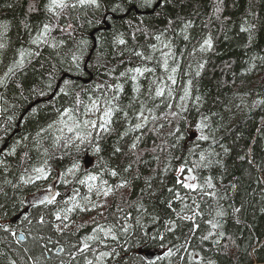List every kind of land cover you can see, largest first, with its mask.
I'll use <instances>...</instances> for the list:
<instances>
[{
  "label": "trees",
  "instance_id": "16d2710c",
  "mask_svg": "<svg viewBox=\"0 0 264 264\" xmlns=\"http://www.w3.org/2000/svg\"><path fill=\"white\" fill-rule=\"evenodd\" d=\"M115 2L116 0H104V5L99 11L67 10L59 18V25L65 31L54 30L51 33L58 45L60 41L64 43L56 50L42 45L39 49L41 55L34 57L22 71H18L9 81L7 89L0 88V94H3L6 101V103L0 101V107L7 109L6 112L0 113V127L9 128L7 135L0 131V137H3L0 148L7 150L15 141L21 140V137H29L17 147L16 155L0 154V161H3L0 163V264H9L10 260H15L16 264H32L28 257L40 256L42 246L45 244L52 251L47 254V259L42 264H61V261L68 264L70 253L76 251L73 245L80 246L82 239L90 235L98 224L105 227L110 224L117 225L119 235V242L109 239L107 248L93 244L98 250H115L120 253L119 256L107 258L105 264H137L136 258L142 255L141 251L154 250L157 255L162 254L164 248L160 247L159 239L148 240L146 243L140 240L142 230L136 225L135 217H141L144 230H150L152 235H156L157 231L165 234L163 242L165 247L184 244L191 225L178 222L179 227L175 232L166 234L163 221L170 213L161 201L169 198L170 193L166 189L173 186L174 177L177 175L175 169L180 161L173 157L187 156L186 149L191 147V144L184 141L175 149L166 145L164 152L159 150L153 152L155 145L161 144L164 140L171 144L172 140L166 135L169 130L167 126L157 136L148 130L152 128L149 124L148 129L143 130L142 142L136 152L132 153L129 151V145L134 136L141 133H132L121 140L119 132L123 131L124 127L121 123L115 125L116 132L100 141L102 151L99 155H94L91 148L79 153L74 148L52 149L50 140H45L43 147L37 148L33 137L39 128L51 122L56 114L45 108L35 116L30 115L32 107L48 99L37 98L33 95L32 89L37 91L45 89L53 66L61 67L59 62L75 51L81 40L88 41L84 57L85 75L77 77L72 74L71 78L77 79L85 88L105 81L114 83V77L125 67L138 63L136 58H132V63L129 64L127 53L123 57L118 55L121 49L113 45L114 33L124 32L131 47L135 42L130 39V29L126 21L140 17L145 19L149 26L162 29L166 26L165 17L175 19L178 16L195 22L194 27L189 30L191 42H185L182 38L175 37L173 33L168 34L174 38L176 49L184 52V56L180 58L182 72L189 62L195 63L188 53L197 45V41L209 32L214 39V49L211 52L196 55V60L207 61L202 75L194 81V94L202 96L203 99L199 112L192 108L186 115L193 123L201 114L209 116L212 129H218L214 132L216 139L229 150L225 153L219 144L212 145L219 153L214 159L221 160L222 166L215 165L211 169H202L198 175L201 177V183L205 176L211 175L218 196L224 197L219 200V205L228 212L223 230L227 236L232 237V240L225 237L220 245L215 246L212 240L202 243L198 237L206 234L208 225L201 221V230L196 238H192L189 251L199 252L204 257L205 264L208 260H213L216 264H264V105L253 106L255 101L264 99V62L251 59L253 56H264V0H224L222 18L230 17V20L223 26L221 21L212 17L215 0H173L168 11L159 18L155 17L151 9L112 13L110 8ZM47 3L48 0H0V25L5 26L0 27V33L4 34L0 37V42L7 45L5 49L0 50L2 61L0 76H3L7 66L16 57L18 48H35L29 43L30 37L34 36L44 23L54 25L57 23V19L47 12ZM30 8L33 10L30 11ZM104 16L111 17V20L95 23ZM244 18L255 25L250 44L248 35L239 32V24ZM89 20L93 23L89 24ZM206 23L207 28L204 27ZM68 24H71L74 30L68 29ZM176 27L179 31V22ZM139 43L144 44L145 37L139 36ZM97 57H100L99 64L104 67L86 66L96 64ZM121 60L124 63H121ZM253 63L256 64L255 68L250 67ZM63 67H67V64ZM112 68L115 69V73L110 77L105 73ZM17 84L20 87H17ZM131 89V83H125L122 105H126L129 97L133 95ZM213 113L215 115H212ZM8 116L15 117L11 124L7 122ZM117 146L122 151L114 154L113 149ZM201 147L207 149L209 145L204 142ZM43 148L49 149L48 156L43 155ZM25 152L28 153L27 158L24 157ZM157 155L160 159H153V156ZM137 156L140 157L139 160ZM86 157L90 162L88 166L85 165ZM196 158L193 156L190 159ZM45 160H48L47 179L36 180L27 185L20 184L21 175L35 176L32 168L44 166ZM168 160H171V168L165 175L162 169ZM129 164L132 165L131 170L124 172V168ZM74 165L79 167L69 173L68 169ZM25 169L28 170L27 173ZM112 169L119 173L117 177L110 175ZM89 173L99 177L97 181L90 182L97 186H100L103 180H107L109 185H115L121 179H126L130 187L119 189L107 198L98 196L96 191L89 193L87 183H79V180L85 179ZM137 173L140 178L134 179ZM148 177H153L151 188L145 184ZM53 185H56L55 194H59L55 195L54 204L32 202L39 195L44 199L46 191ZM232 185L236 187L233 188ZM153 192L155 195H151ZM70 197H75V201L70 200ZM86 197H90L91 203L85 199ZM196 198L200 199L198 195ZM141 201L147 212L137 211L133 206ZM188 202L191 203L190 200ZM73 203L89 208L92 203L105 206L92 211L77 209L68 213L70 226L61 232L56 231L54 226L60 222L56 220L55 213L60 212L63 216L65 214L63 210L71 207ZM208 205L216 207L214 201L205 197L202 201L204 219L211 218L207 215ZM174 206L179 208V204L174 203ZM234 208H240L241 211L234 213ZM126 214H130L127 221L123 219ZM19 215L21 216L16 221L15 218ZM25 215L29 217L31 223L25 221ZM152 215H158L160 222L153 224ZM40 216L45 218L46 223L43 225L37 223ZM237 217L240 223L235 222ZM124 223H129L132 227L127 233L121 234L119 229ZM3 226H7L9 231H3ZM12 232L17 236L23 232L25 239L17 243ZM138 244L140 247H136ZM59 247H63L65 251L58 255ZM25 248L29 250L27 253L24 251ZM173 250L175 251V248ZM88 256L93 258L91 253ZM180 256L186 257L187 254L181 251L178 256L172 258V264H187L186 260L181 261ZM72 264H83V257L78 255ZM158 264L168 262L160 261Z\"/></svg>",
  "mask_w": 264,
  "mask_h": 264
},
{
  "label": "snow or ice",
  "instance_id": "6c2138e0",
  "mask_svg": "<svg viewBox=\"0 0 264 264\" xmlns=\"http://www.w3.org/2000/svg\"><path fill=\"white\" fill-rule=\"evenodd\" d=\"M173 4V0H116L112 4L110 11L112 13L117 12H130L135 9H151L155 17L159 18L163 16L168 7ZM223 4L224 0H215L212 17L217 21L222 22V26L227 24L230 17H223ZM104 5V0H48L46 9L48 13H51L53 17L57 19V23H44L40 27L34 36L30 37L29 43L35 48L20 47L16 50V57L12 63L7 66L3 76H0V88L7 89L9 81L18 71H22L26 64L31 63L34 57L41 55L39 51L40 47L46 46L56 50L59 45L64 42L60 41L59 45L56 42V38L51 36L54 30L61 32L65 31L64 28L59 25V18L66 13L67 10L76 9H93L99 11ZM33 10L30 8V11ZM166 26L164 28L151 27L145 19L140 17H134L132 20L126 21L128 28L130 29V39L135 42L133 46H129V40L125 38L124 32L114 33L113 45L116 48L121 49L118 53L121 57L128 54V63H132V58H136L138 63L135 66L125 67L118 76L114 77L115 82L109 83H95L88 88L83 87L77 79H73L72 74L77 77L85 75L84 72V57L86 55V49L88 47L87 40H81L79 47L70 53L65 59L59 63L62 65L57 68L55 65L49 73V78L46 83L45 89L37 91L32 89V93L37 98L48 97L47 100H43L30 109V115L35 116L41 109H51L56 115L51 122L39 128L33 137L37 148L43 147L45 140H50L52 149H72L76 152L86 151L88 148L92 149L94 155H99L102 151L100 141L105 136H110L117 129L115 125L123 124V131L119 132V138L123 140L132 133H141L134 136L131 144L129 145V151L136 152L138 145L142 142L145 129H148L149 124L152 125L149 131L159 136L162 130L167 126V137L171 138L172 142L169 144L168 140H164L161 144H157L153 147L152 151L164 152L167 145L171 149H175L181 146V142L187 141L191 144V147H187V156L173 157L180 161L179 166L175 169L177 175L174 177V184L172 187H168L166 190L170 193L169 198L166 201H161L166 205L170 215L163 221L165 233H174L178 222H186L190 224L188 230V236L185 238L183 245H173L172 247H165L164 240L165 234H161L157 231L156 235H152L150 230H144V225L141 224V217H135V223L138 225L142 234L140 240L145 243L148 240L159 239L160 247L164 248V251L160 255H156L155 259L152 255L145 253L136 258L137 264H158L160 261H167L168 264H172V258L178 256L181 251L185 252L187 256H180L181 261H187V264H205L204 257L199 252L189 251L192 238L197 237V233L201 230V221L208 225L206 234L199 236V240L203 243L205 241L212 240L214 246L220 245L221 240L227 237L228 240H232L231 236H227V233L223 230L224 225L227 222L226 217L228 212L222 206L219 205V200L224 197L218 196L216 191V184L214 183L211 175L205 176L201 183V177L198 172L202 169H211L215 165H221L222 161L214 159L219 153L215 151L212 145L219 144L211 125V118L207 115H200V118L194 123L189 120L187 113L192 108H195L199 112V108L202 103V96L194 94V81L198 79L205 68L206 60H196L197 53H208L214 49V39L211 32L203 36L201 40L197 41V45H194L191 52L188 53L193 58L195 63L189 62L182 72V58L184 56L183 51H178L174 42V38L168 34L173 33L175 37L182 38L185 42H191V35L189 30L194 27V20L185 19L183 17H165ZM103 20H111V17L104 16L100 20H96L95 23H102ZM177 22H179V31H177ZM211 22V18L209 23ZM89 24L93 21L89 20ZM0 27H5L0 25ZM27 27V26H26ZM205 28L208 27L206 23ZM255 25L251 24L247 18L242 19L239 24V32L248 35V42L251 43L252 33ZM68 29H72V25H67ZM74 30V29H72ZM4 34L0 33V37ZM139 36L145 37V43H139ZM227 38V37H226ZM154 41V42H151ZM7 47L6 44L0 42V50ZM59 55V53H57ZM102 55V54H101ZM100 57H97L96 64L86 65L88 67H104L99 64ZM252 61L259 60L264 62V56H253ZM2 62V61H0ZM121 63H124L121 60ZM67 64V67H63ZM251 68H255L256 64L250 65ZM62 73V75H57ZM115 69H108L105 73L108 76H113ZM60 81L56 83V81ZM125 83H131L133 95L129 97L126 105L121 104V98L125 93ZM17 87H20L17 84ZM0 101H5L3 94H0ZM6 103V101H5ZM261 104L264 105V99L257 100L253 106ZM239 107V105H238ZM7 109L0 107V113L6 112ZM212 115H215L213 113ZM15 119L14 116H8L7 122H11ZM0 131H3L7 135L9 128L0 127ZM28 136L21 137V140L15 141L13 146L4 150L0 148V154L4 156L16 155V149L22 143L27 141ZM0 142H3V137H0ZM208 143L209 147L204 149L201 147L202 143ZM27 145H25L26 147ZM225 153L229 150L224 145L219 144ZM122 149L120 147H114L113 153H120ZM43 155H49V149L43 148ZM197 157L195 160H191V157ZM24 157H28V153H24ZM243 159L244 157H240ZM140 157L137 156V160ZM153 159L159 160L160 157L153 156ZM3 163V161H0ZM48 160L44 161V166L32 168V175H21L19 177L20 184L27 185L32 184L36 180L47 179ZM78 165H74L73 168L68 169V172H73V169L78 168ZM132 165L129 164L124 168V172H129ZM171 168V160L165 163L162 169L163 173L167 175ZM25 169V173H27ZM112 177H117L119 173L112 169L110 170ZM139 173L134 176V179H139ZM99 179L97 175L89 173L85 179L79 180L80 184L87 183L88 192L92 193L96 191V194L102 195L107 198L113 195L115 191L130 187L129 181L121 179L115 185H109L107 180H103L100 186L94 183ZM153 177L145 179V184L148 188H151V181ZM11 184V181H6ZM19 185H13L18 187ZM178 186V187H177ZM235 188V185H232ZM182 191L184 194H182ZM192 194V195H189ZM55 195H59L56 193ZM55 195L53 197H45L40 200V204H54ZM155 195V193H151ZM197 195L200 197L197 200ZM208 197L216 203V207L212 208L208 205L207 215L211 218L204 219L205 212L202 208V201ZM70 200L75 201V197H70ZM90 203V197H86ZM191 201L189 203L188 201ZM23 203V201H21ZM67 204L68 201H65ZM179 204V208L174 206ZM35 206V205H33ZM104 204L92 203L91 208L81 205L79 203H73L71 207L63 210L65 214L62 216L60 212L55 213V218L60 223L56 224L55 230L58 232L67 229L70 225L68 221L70 217L68 213H72L79 209L81 211H92L96 208L104 207ZM137 211L143 210L147 212L143 202H138L133 205ZM123 211V209H118ZM234 213H239L240 208H234ZM102 214V213H101ZM130 214H126L123 218L125 221L129 219ZM25 221L31 223L27 215L24 216ZM151 221L153 224L160 222L158 215H152ZM236 223H240L239 218L235 220ZM38 224L43 225L46 223L44 216H40ZM62 225V227H61ZM132 227L129 223H124L119 232L125 234ZM3 231L8 232L9 228L3 226ZM16 237V242L21 243L24 239V233L21 232L19 236L15 232L11 233ZM214 238V239H213ZM42 239V237H41ZM119 242V235L117 233V225L110 224L107 227L98 224L92 229L90 235L85 236L80 246L73 245L76 249L75 252L70 253V260L68 264H72V261L77 260V256L83 257V264H105L107 258L113 255L119 256L120 253L115 250L101 251L98 248H94L93 244H97L107 248L108 240ZM235 243V241H232ZM43 251L38 257L29 256L28 259L32 264H42L47 259V254L52 251L47 244L43 245ZM140 247V245H136ZM225 247H227L225 245ZM175 248V251L173 250ZM27 253L29 250L24 249ZM65 249L59 247L57 254L63 253ZM127 251V249H125ZM91 253L93 258H89L88 254ZM9 264H16L15 260H10ZM64 264V261H61ZM207 264H216L213 260H208Z\"/></svg>",
  "mask_w": 264,
  "mask_h": 264
},
{
  "label": "water",
  "instance_id": "95a60500",
  "mask_svg": "<svg viewBox=\"0 0 264 264\" xmlns=\"http://www.w3.org/2000/svg\"><path fill=\"white\" fill-rule=\"evenodd\" d=\"M86 160H87V158H86ZM86 163H87V162H86ZM53 194H54V192H51V194H50L49 196L52 197ZM39 200H40V199H37V200H34V201H39ZM19 218H20V216H17L15 219L18 220ZM145 253H149V254H151L153 259H155V256L157 255V254L154 252V250H149V251H146V252H144V251H141V252H140V254H142V255H144Z\"/></svg>",
  "mask_w": 264,
  "mask_h": 264
},
{
  "label": "rangeland",
  "instance_id": "374dc122",
  "mask_svg": "<svg viewBox=\"0 0 264 264\" xmlns=\"http://www.w3.org/2000/svg\"><path fill=\"white\" fill-rule=\"evenodd\" d=\"M54 186H56V185H53V186H51L47 191H46V195H45V197H48L50 194H51V192H54V194H55V188H54ZM38 197H43L42 195H39ZM37 197V198H38ZM61 227H62V225H61Z\"/></svg>",
  "mask_w": 264,
  "mask_h": 264
},
{
  "label": "flooded vegetation",
  "instance_id": "af4514ba",
  "mask_svg": "<svg viewBox=\"0 0 264 264\" xmlns=\"http://www.w3.org/2000/svg\"><path fill=\"white\" fill-rule=\"evenodd\" d=\"M18 221V220H17Z\"/></svg>",
  "mask_w": 264,
  "mask_h": 264
}]
</instances>
